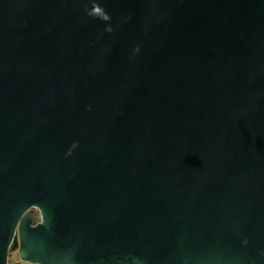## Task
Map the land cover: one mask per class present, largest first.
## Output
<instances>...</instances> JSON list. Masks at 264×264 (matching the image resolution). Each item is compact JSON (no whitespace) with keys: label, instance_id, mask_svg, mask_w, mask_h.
<instances>
[{"label":"water","instance_id":"1","mask_svg":"<svg viewBox=\"0 0 264 264\" xmlns=\"http://www.w3.org/2000/svg\"><path fill=\"white\" fill-rule=\"evenodd\" d=\"M15 252L264 264V0H0V264Z\"/></svg>","mask_w":264,"mask_h":264},{"label":"flooded vegetation","instance_id":"2","mask_svg":"<svg viewBox=\"0 0 264 264\" xmlns=\"http://www.w3.org/2000/svg\"><path fill=\"white\" fill-rule=\"evenodd\" d=\"M30 214L34 216L36 222L39 221V215H38V212H36L35 210H33V211L30 212ZM15 255H16V257L18 258V261H17V262H12V263H14V264H27V263H22V262H20L19 257H18V253H17V252H15Z\"/></svg>","mask_w":264,"mask_h":264},{"label":"rangeland","instance_id":"3","mask_svg":"<svg viewBox=\"0 0 264 264\" xmlns=\"http://www.w3.org/2000/svg\"><path fill=\"white\" fill-rule=\"evenodd\" d=\"M17 261H18V258L16 257L15 253H13L10 258V262H17Z\"/></svg>","mask_w":264,"mask_h":264},{"label":"snow or ice","instance_id":"4","mask_svg":"<svg viewBox=\"0 0 264 264\" xmlns=\"http://www.w3.org/2000/svg\"><path fill=\"white\" fill-rule=\"evenodd\" d=\"M97 12H99V9H97Z\"/></svg>","mask_w":264,"mask_h":264}]
</instances>
